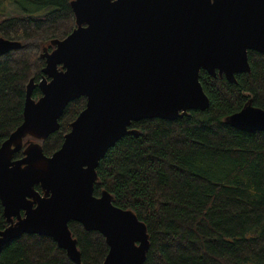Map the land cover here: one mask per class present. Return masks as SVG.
Segmentation results:
<instances>
[{
	"label": "water",
	"instance_id": "95a60500",
	"mask_svg": "<svg viewBox=\"0 0 264 264\" xmlns=\"http://www.w3.org/2000/svg\"><path fill=\"white\" fill-rule=\"evenodd\" d=\"M70 7L76 27L50 41L51 51L42 48L43 76L37 84L29 80L22 122L0 145L7 223L0 248L23 235L45 236L80 264L72 221L104 237L103 264H143L146 226L114 206L107 191L93 194L98 163L122 137L137 135L129 129L133 122L207 109L201 70L229 83L249 73L247 53L264 54V0H72ZM20 48L0 37V56ZM79 97L85 108L60 148L46 156L39 141L58 131L65 107ZM225 123L264 132V111L248 100ZM20 150L22 158L14 160Z\"/></svg>",
	"mask_w": 264,
	"mask_h": 264
},
{
	"label": "trees",
	"instance_id": "16d2710c",
	"mask_svg": "<svg viewBox=\"0 0 264 264\" xmlns=\"http://www.w3.org/2000/svg\"><path fill=\"white\" fill-rule=\"evenodd\" d=\"M44 9L0 21V37L21 44L0 56V145L21 124L26 85L37 84L42 48L76 27L72 0H25ZM249 73L224 77L199 72L209 100L175 120L142 119L109 148L96 168L93 194L105 190L112 204L131 210L146 226L143 264H264V132H242L225 123L250 100L264 111V54L249 51ZM41 96L36 86L32 98ZM85 97L65 107L59 129L39 141L50 156L85 108ZM22 158V150L13 159ZM39 191V187H35ZM7 227L0 202V232ZM80 264H103L104 237L69 222ZM0 264H75L50 238L23 235L0 248Z\"/></svg>",
	"mask_w": 264,
	"mask_h": 264
},
{
	"label": "rangeland",
	"instance_id": "374dc122",
	"mask_svg": "<svg viewBox=\"0 0 264 264\" xmlns=\"http://www.w3.org/2000/svg\"><path fill=\"white\" fill-rule=\"evenodd\" d=\"M34 11L42 14L45 10L31 7L25 0H0V21L14 14L35 13Z\"/></svg>",
	"mask_w": 264,
	"mask_h": 264
},
{
	"label": "bare ground",
	"instance_id": "6f19581e",
	"mask_svg": "<svg viewBox=\"0 0 264 264\" xmlns=\"http://www.w3.org/2000/svg\"><path fill=\"white\" fill-rule=\"evenodd\" d=\"M32 173H34V172H32ZM2 179V181H4V179L3 178H1Z\"/></svg>",
	"mask_w": 264,
	"mask_h": 264
},
{
	"label": "flooded vegetation",
	"instance_id": "af4514ba",
	"mask_svg": "<svg viewBox=\"0 0 264 264\" xmlns=\"http://www.w3.org/2000/svg\"><path fill=\"white\" fill-rule=\"evenodd\" d=\"M27 140V138H25L23 141H26Z\"/></svg>",
	"mask_w": 264,
	"mask_h": 264
}]
</instances>
